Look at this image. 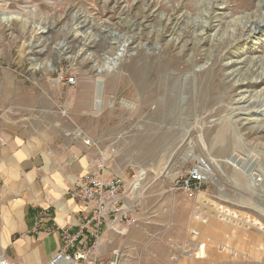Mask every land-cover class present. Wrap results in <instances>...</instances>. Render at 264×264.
<instances>
[{"label":"rangeland","instance_id":"1","mask_svg":"<svg viewBox=\"0 0 264 264\" xmlns=\"http://www.w3.org/2000/svg\"><path fill=\"white\" fill-rule=\"evenodd\" d=\"M12 101L72 118L124 179L136 223L100 237L106 264H264V0H0ZM247 154L252 178L224 162ZM202 159L214 179L190 194L176 180Z\"/></svg>","mask_w":264,"mask_h":264},{"label":"crops","instance_id":"2","mask_svg":"<svg viewBox=\"0 0 264 264\" xmlns=\"http://www.w3.org/2000/svg\"><path fill=\"white\" fill-rule=\"evenodd\" d=\"M99 161V148L87 144L79 124L59 109L0 105V255L15 264L47 263L60 237L30 233L34 210L50 207L60 226L78 232L86 207L68 191L87 172H97Z\"/></svg>","mask_w":264,"mask_h":264},{"label":"built area","instance_id":"3","mask_svg":"<svg viewBox=\"0 0 264 264\" xmlns=\"http://www.w3.org/2000/svg\"><path fill=\"white\" fill-rule=\"evenodd\" d=\"M70 81L74 82V78ZM87 144L92 141L86 138ZM97 172H87L69 189L68 195L85 205L86 215L78 222L79 231L73 232L69 226H60L52 215L50 207L40 206L34 210L30 233L44 231L56 233L60 237L57 251L45 264H106L99 256V239L107 231L123 233L136 223V218L126 205L130 193L120 176L102 177L105 165L99 161ZM209 162L198 160L188 172L177 178L176 185L190 194L199 191L208 180ZM87 231V232H86ZM118 258L119 250L112 251ZM115 259L109 264H115ZM0 264H15L0 255Z\"/></svg>","mask_w":264,"mask_h":264},{"label":"bare ground","instance_id":"4","mask_svg":"<svg viewBox=\"0 0 264 264\" xmlns=\"http://www.w3.org/2000/svg\"><path fill=\"white\" fill-rule=\"evenodd\" d=\"M5 19H7V20H9L10 18H8V17H5ZM23 22H22V24L24 25V26H26L27 25V22H26V20H22ZM124 38L123 39V41H121L122 43L120 44V46H119V48H118V51L119 52H116V54L115 55H113L112 57H108L107 59H106V61L102 64V66L101 67H99V69H98V72L101 74V72H103V70L104 69H106V67L105 66H107V68L108 69H111L113 66H115L117 63H118V61L120 60V58L124 55V53L126 52V50H127V47H128V45L129 44H127L128 43V40L125 38V37H123L122 35H120V34H117V36L116 37H114V39L116 40V39H118V38ZM62 50H60V51H64V50H67L68 51V49L70 48V46H69V42H67V41H64V43L62 44ZM83 49V48H82ZM80 50V49H79ZM82 51V50H81ZM80 52V51H79ZM88 52V51H87ZM81 53V52H80ZM89 54H91L92 52H88ZM69 54V53H68ZM79 54V53H78ZM77 54V55H78ZM74 55H76V54H74ZM48 64L50 65V66H52V67H54V64H53V61L52 60H49V62H48ZM169 66V65H168ZM156 67H158V64H157V66ZM160 68V67H159ZM167 68V67H166ZM158 69V68H157ZM150 70V69H149ZM156 70V69H155ZM166 71V70H165ZM145 72H146V70H145ZM152 72V71H151ZM154 72V71H153ZM158 72V71H157ZM147 73H148V71H147ZM163 75H164V73H163ZM157 76V75H156ZM159 76V75H158ZM162 76V75H161ZM154 77V76H153ZM156 78V77H155ZM154 78V79H155ZM158 78V77H157ZM160 78V77H159ZM165 79V78H164ZM164 79H163V81H164ZM161 81V80H160ZM148 82V81H147ZM165 82V81H164ZM152 84V83H151ZM160 84V83H159ZM164 84V83H163ZM155 85V84H154ZM170 85V84H169ZM159 86V85H158ZM168 86V85H167ZM152 87V86H151ZM163 87V86H162ZM154 88V87H153ZM159 88H160V86H159ZM158 89V88H157ZM162 89V88H161ZM153 90V89H152ZM97 91H98V87H97ZM151 91V90H150ZM158 91V90H157ZM160 91V90H159ZM99 95H100V92H99ZM101 97L99 96V98L96 100V103H97V105H99L100 103H101V99H100ZM262 119V118H261ZM260 118H258V116H257V118L255 117V122H253V123H251V126H250V130L252 131H257L258 132V130L260 131L261 130V134H260V136L261 137H264V123L263 124H260ZM243 125L245 124V122H243L242 123ZM153 129V128H152ZM148 131V130H147ZM151 131V130H150ZM149 136V135H148ZM147 136V137H148ZM254 155V154H253ZM237 156H239V155H237ZM236 155H234V156H228V157H226L227 159H225V161L224 162H228V164H230V165H232V166H234L236 169H238V170H240L243 174H246V177L248 176L249 178H252L253 177V175H255V173H252V171L254 170V168L253 167H251L250 169H248V170H250L251 172L250 173H246V171H247V166H249L250 164H251V162L252 163H254V162H256V156L255 157H253L252 155H248L247 154V157L246 158H241V157H237ZM218 161V160H217ZM209 169H210V166H209V168L207 167V174L209 175V177H210V179L211 180H213L214 179V176H215V174H214V172H213V170H212V168H211V171L209 172ZM253 180V179H252Z\"/></svg>","mask_w":264,"mask_h":264}]
</instances>
